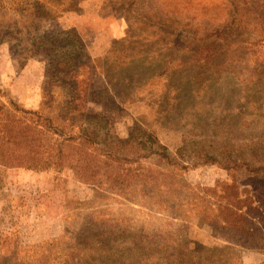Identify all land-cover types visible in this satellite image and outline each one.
<instances>
[{
	"label": "rangeland",
	"instance_id": "obj_1",
	"mask_svg": "<svg viewBox=\"0 0 264 264\" xmlns=\"http://www.w3.org/2000/svg\"><path fill=\"white\" fill-rule=\"evenodd\" d=\"M33 10L31 30L0 10V264H264V0ZM43 36L83 42L91 70L77 90L57 82ZM73 97L77 112L100 117L94 157L113 149L121 175H135L126 196L72 168L75 152L58 155L60 139L45 131L46 119L66 120ZM133 128L171 162L107 138L124 142ZM144 170L151 183L175 174V192L144 187Z\"/></svg>",
	"mask_w": 264,
	"mask_h": 264
},
{
	"label": "trees",
	"instance_id": "obj_2",
	"mask_svg": "<svg viewBox=\"0 0 264 264\" xmlns=\"http://www.w3.org/2000/svg\"><path fill=\"white\" fill-rule=\"evenodd\" d=\"M34 1H40L62 13L66 12L73 2V0H0V10L10 15L15 26L16 24L22 23L24 26L29 25V30H31L33 29V26H35V18H37V15L33 10ZM58 37L59 35L56 36V38ZM72 37H67L64 40L66 43L63 46L55 45L54 43L51 44L45 36L41 38L42 41L38 42V44L42 46L45 45L48 48L49 46H55V50L53 48V50L49 49V51L52 55L51 63L54 64L58 74L62 76V79H58L57 82L63 85V87L70 85L77 90L81 84L79 80L83 75L88 73V70H91V61L89 60L83 42L80 39ZM56 38L52 37L51 39H54L53 41L57 42ZM60 49L62 52H57ZM52 99L49 100V106L52 105ZM76 101H79V99L73 97L72 102H70L67 107L70 109L67 116L73 115L74 118H79L84 125H91L90 128H94L93 132L89 133L86 127H80L79 130H76L74 125H68L67 116H65L66 120L62 119L61 125L57 127L54 126L55 124L52 120L46 119L44 125L46 128L45 131L50 135H56L60 139L58 155H63L68 149L75 152L76 156L73 158L75 163L72 162L70 164L72 168L77 166L79 167L78 171L81 175H85V177H93L92 179H94L99 185H102V190L106 193L117 196H126L125 186L129 185L131 181L130 178L128 179V176L134 177L135 175L131 174L130 169L125 170V173L121 175L120 172L123 169L121 168L123 165H117L119 163V158L115 157L113 149L106 147L105 150H103V153L99 154V160L94 157V148L92 147L97 144V140L102 134L99 131V123H97L96 126H93V119L100 120V117H93L83 112H77L73 107ZM95 127H97L96 130ZM135 134L136 130L133 128L128 139L124 142L115 138L113 139L109 135L107 138L110 137L114 144H123L122 147H127L129 143L133 144V142H136V145L139 146L141 150L146 151L145 158L157 156L161 160L171 162L168 148L161 145L154 135L146 132L140 133L139 136H136ZM82 147H85V149L83 150ZM108 161L113 162L116 165L110 164ZM30 167L32 166L29 165L26 169H30ZM179 167L185 171L187 169V166L180 165ZM93 169L97 170L95 175L92 173ZM160 174L162 182L159 180H153L151 183V176L148 171L144 170V172H141L142 180L140 182L144 187L155 186L159 192L161 190L159 195L164 194L165 196V194L169 195L175 192V174L171 175L164 172H160ZM78 178L79 180H82V176H79ZM192 196L199 201H203V199L196 194H193ZM164 199L166 200L165 203H167L169 198L163 197L159 199L158 203L165 205V203L162 202ZM184 208V213H189L188 206L185 205ZM178 215L183 217L182 214ZM180 216L178 217L180 218Z\"/></svg>",
	"mask_w": 264,
	"mask_h": 264
},
{
	"label": "crops",
	"instance_id": "obj_3",
	"mask_svg": "<svg viewBox=\"0 0 264 264\" xmlns=\"http://www.w3.org/2000/svg\"><path fill=\"white\" fill-rule=\"evenodd\" d=\"M244 263V262H243Z\"/></svg>",
	"mask_w": 264,
	"mask_h": 264
}]
</instances>
